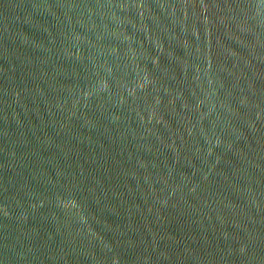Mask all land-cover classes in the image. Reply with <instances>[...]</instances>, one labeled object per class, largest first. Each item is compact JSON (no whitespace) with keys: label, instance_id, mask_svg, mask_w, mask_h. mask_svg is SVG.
I'll return each mask as SVG.
<instances>
[{"label":"water","instance_id":"1","mask_svg":"<svg viewBox=\"0 0 264 264\" xmlns=\"http://www.w3.org/2000/svg\"><path fill=\"white\" fill-rule=\"evenodd\" d=\"M0 264H264V0H0Z\"/></svg>","mask_w":264,"mask_h":264}]
</instances>
